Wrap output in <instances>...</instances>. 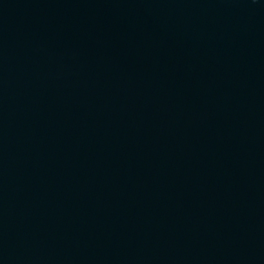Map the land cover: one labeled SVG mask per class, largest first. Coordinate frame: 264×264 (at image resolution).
<instances>
[{
  "label": "water",
  "instance_id": "water-1",
  "mask_svg": "<svg viewBox=\"0 0 264 264\" xmlns=\"http://www.w3.org/2000/svg\"><path fill=\"white\" fill-rule=\"evenodd\" d=\"M0 264H264V0H0Z\"/></svg>",
  "mask_w": 264,
  "mask_h": 264
}]
</instances>
